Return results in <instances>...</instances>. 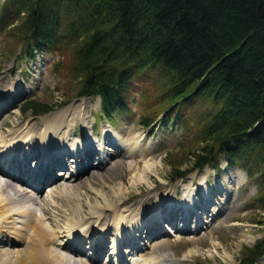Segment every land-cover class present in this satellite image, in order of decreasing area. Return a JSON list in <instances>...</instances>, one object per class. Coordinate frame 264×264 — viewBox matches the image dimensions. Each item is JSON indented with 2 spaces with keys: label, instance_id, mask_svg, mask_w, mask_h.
I'll return each instance as SVG.
<instances>
[{
  "label": "rangeland",
  "instance_id": "1",
  "mask_svg": "<svg viewBox=\"0 0 264 264\" xmlns=\"http://www.w3.org/2000/svg\"><path fill=\"white\" fill-rule=\"evenodd\" d=\"M22 46L23 43L16 38L15 32L7 28L0 30V138L3 140L0 147L16 139L17 135L33 141L38 140L39 135L44 132L41 124L53 114L70 107L78 114V118L72 124L74 128L72 133L78 135L77 137L82 141L80 142L82 148L87 152L83 153L79 150L75 154L77 156L75 161L79 163L75 168L74 162L68 160L67 148H71V144L67 142L65 146L61 142V146L58 147L54 141L49 142L47 145L54 146L51 148L52 158L48 162L51 166L43 172L48 178L46 180L41 178L33 183L31 182L33 177H31L28 182L16 183V187L22 192L29 191L24 192L27 195L34 192L33 189H39L35 192L37 199L35 198V202L30 205L35 212L33 219L38 216L44 219L49 225V230L57 235V241L60 238L63 242L58 249L54 244L56 239L52 238L51 243L48 244L49 247L77 264H103L104 260L100 258L93 262L89 260L88 254L91 251L86 239L96 240L98 245L93 255L103 251L100 255L102 256L108 251L106 245L114 244L116 231L122 233L126 230L121 222L117 221L116 225L113 224L108 211H104L97 220L91 218L88 226L80 225L72 228L71 233H75L73 237L66 236L64 225L66 218L70 216L71 209L67 201L68 197L56 192L63 186L64 177L74 175L61 172L58 164H55H63V162L65 167L68 169L70 167L71 170H69L75 174L70 181L77 186L81 200L86 199L92 204H95V201L101 202L105 205L101 196L97 195L99 191L105 196L107 202H117L120 205L119 211L124 214H128L129 209L142 207L138 213L135 214L139 209L133 212L136 215L135 219L138 221L142 219L141 228L136 226V231L132 233L131 230L130 233L126 230L125 240H120L124 244L111 250V258L113 255L115 258L120 257L119 263L116 262V264H121L120 262L124 264H237L247 249L264 239V211L255 203L256 188L240 169L228 167L224 161L220 160V170L214 171L203 166L201 169L193 168L179 179L171 175L172 169L189 168L192 159L189 153L198 145L194 143L189 130L187 133L183 132V123L169 119V114L166 117L158 115L149 126L140 124L144 114L148 115L158 110L157 105H153L151 94L142 86L135 85L133 93H130L126 99V108L120 112L115 111L108 120L100 111L101 104L98 96L80 97L76 94L79 86L78 78L71 74L70 69L66 71L63 68V66L68 67L72 62L69 54H60L58 51L39 52L28 61V58L23 59L18 52ZM29 99L45 103L52 108L44 114L21 113L19 107ZM29 131L32 134L29 135ZM87 134L93 141L91 142L92 150L85 144ZM136 143L140 144V149L136 148L135 153L129 156ZM63 147L65 149L58 151ZM19 148L18 153L28 156L24 162L26 165L34 164L39 171L46 166V162H41L40 150H35L34 147L30 153L31 147L27 148L23 143L19 145ZM97 151L100 153L99 156ZM11 153L12 160H15L17 155L14 147ZM4 158L7 159L6 161L9 160L0 148V162ZM8 165L12 171H16L17 175L23 177H25L24 168L29 167H16L10 163ZM55 169L58 174H62L61 177L55 176L52 182L46 183L52 177L50 173ZM203 172L204 178L201 175ZM134 175H139L140 179L133 181ZM4 180L7 179L0 174V188ZM202 180L208 185L210 197H206L207 202L199 190ZM188 187L192 190V204L186 206L184 199L185 190ZM6 191L9 194L10 191ZM156 204L159 210H154ZM149 208L151 212H147ZM193 211L199 218L200 225L196 231L189 232L188 222L186 226L184 223L180 224L177 219L192 216ZM165 219L186 231L168 235L169 228L167 231L161 230L162 226L156 225L158 220ZM9 221L12 224L4 227L12 225L16 232L23 227L24 217L14 215ZM193 221L192 218L190 229L194 227ZM3 233L11 234L7 231ZM21 233L25 236H23L24 240L15 241V244L13 241L5 240V234L4 236L0 234V264H4L3 253L9 254L10 260L17 259L15 253L17 251L24 255L26 245L30 243L28 236L31 231L28 229L27 233ZM128 235L134 239L128 240L126 238ZM74 242L78 243L73 245ZM133 245L136 246V250L132 249ZM73 246L79 248L80 252L84 251V254L69 252ZM65 247L70 250L63 249ZM121 248L126 249V252L123 253ZM253 264H264V253Z\"/></svg>",
  "mask_w": 264,
  "mask_h": 264
},
{
  "label": "trees",
  "instance_id": "2",
  "mask_svg": "<svg viewBox=\"0 0 264 264\" xmlns=\"http://www.w3.org/2000/svg\"><path fill=\"white\" fill-rule=\"evenodd\" d=\"M4 28L23 43L25 59L69 54L63 68L78 78L76 94L98 96L108 120L142 86L159 111L140 124L169 114L198 145L189 168L171 175L219 170L222 160L244 172L264 211V0H3ZM51 108L31 99L19 107L32 114ZM263 253L261 239L237 264Z\"/></svg>",
  "mask_w": 264,
  "mask_h": 264
},
{
  "label": "bare ground",
  "instance_id": "3",
  "mask_svg": "<svg viewBox=\"0 0 264 264\" xmlns=\"http://www.w3.org/2000/svg\"><path fill=\"white\" fill-rule=\"evenodd\" d=\"M50 117V116H49ZM78 118V114L74 112V109L68 107L60 110L59 113L53 114L52 117L48 118L45 123H42L41 126L43 128V134L39 135L38 140H32L30 138H22V136L18 135L16 136V139H12L7 144H1L0 148H2V151L5 155H7L8 161L4 159L3 162L5 163L3 166L0 165V174L4 176L7 180L3 183H1L0 188V234L4 236L5 233L3 231L10 232L11 234H5V240H9L10 242L13 241V243L21 242L24 239V235L21 232L27 233L28 229H30L31 234L28 236L29 238V244L26 245V248L24 250V255L22 256L21 252H15L16 253V260H10L9 254L3 253L5 260L4 264H77L75 261L69 260L68 257H65L64 254L58 253L55 249L49 247V243H51L50 240L52 238H55L56 243L55 246L59 249L61 248V245L63 242L60 240L57 241V235H55V232H52L49 230V225L42 219L41 217H35L33 219V216H35V212L33 209H31V204L35 202L36 198V191H39V189H33L35 192H32L31 194H25L22 192L19 188L16 187V183L20 181H29L31 177H33V183L36 182V180H41V178H44L46 180L48 177L44 175V170L51 166L48 162L52 158V152L50 147V143H56L58 144V147L61 146V142L63 145H67V142H69L71 145L69 148L70 151L77 153L79 150H82L83 153H87L80 143V140L78 139V135L73 134L72 124L76 121ZM29 135L32 134L31 131L28 132ZM89 134L86 135V142L88 146H90L89 142L91 143L92 139L91 137H88ZM50 140V141H49ZM0 143H3V140L0 138ZM23 143V145H26L27 148L31 147L29 150L30 153H32V149L35 147V150H40L42 154L41 162L45 163L46 166L42 168L40 171L37 170L34 167V164L26 165L25 159L28 157L27 155L23 156V153H18L20 148L19 145ZM94 144V143H93ZM55 145V144H54ZM15 146H18L15 148ZM13 147L15 149V153L17 157L15 160H12V150ZM50 147V148H49ZM132 151L129 153V156H132L135 153L136 148L140 149V144L136 143V145L133 147ZM65 149L64 147L62 149H59L58 151H61ZM34 150V151H35ZM57 150V149H56ZM62 159V157H61ZM59 158V160H61ZM74 160H77V156H75ZM62 161V160H61ZM13 164L16 167L17 166H29L28 168H24V175L20 176L16 174V171H12L10 168V165ZM24 164V165H22ZM59 164V163H55ZM54 169V168H53ZM23 171V170H22ZM49 174V173H48ZM202 178H204L205 173L203 172ZM70 178L73 177H64L63 183L60 188H58L56 194L65 195L67 197V201L69 202V207L71 209L70 216L66 218L65 220V232L67 233L66 236L73 237L75 233L72 232V228H76V226H88L89 220L92 218L93 220H97L104 211H108V216L110 217L113 224L116 225L117 221L121 222L122 227L126 228L127 232L131 230L132 232H135V228L140 227L142 225V219L138 221V219H135L134 210H138L136 213L141 211L142 207H136L135 209H129L127 210L128 214H124L120 212L119 210V204L117 202H107L105 196L99 191L97 192L98 196H101V200L105 203V205H102L101 202H96L95 204H92L90 201L86 199L81 200V196H79V191L76 185H73V183L70 181ZM139 175H134V180H139ZM16 184V185H15ZM189 184V183H188ZM206 184V186H204ZM6 190H9V194ZM199 190L201 191L203 197H205V202H207L206 198L209 196V190L208 185L206 181L202 180ZM185 205L192 204V190L188 187L185 190ZM10 195V196H9ZM210 197V196H209ZM70 198L72 199L70 201ZM37 199V198H36ZM186 209V208H185ZM154 210H159L158 204L154 206ZM132 211V212H130ZM147 212H151L150 208ZM198 212V211H197ZM23 216L24 221L23 227L20 229H17L16 232L13 230V226L10 225L9 227L5 228L4 226L12 224L11 218L12 216ZM151 215V214H150ZM154 215V214H153ZM152 216V215H151ZM116 230V226L114 227ZM141 228V227H140ZM120 233L118 230L116 231V240H114L113 249H116L119 246H122L124 242L122 243L120 240H125V231ZM171 229H169L170 231ZM130 233V232H129ZM14 234V235H13ZM24 236V237H23ZM118 236V237H117ZM14 238L13 240H10L9 238ZM88 245L91 247L92 251L96 249L95 245V239H87ZM27 241V238H26ZM28 243V242H27ZM15 244V243H14ZM69 244V243H68ZM32 245L34 247H32ZM52 245V244H51ZM98 245V244H97ZM95 247V248H94ZM63 249H68V247H65ZM74 252H78L75 250V246L72 248ZM71 252V250L69 251ZM113 261L118 262V258L113 255Z\"/></svg>",
  "mask_w": 264,
  "mask_h": 264
}]
</instances>
